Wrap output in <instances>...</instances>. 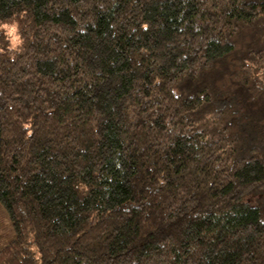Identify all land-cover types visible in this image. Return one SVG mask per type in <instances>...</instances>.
Returning a JSON list of instances; mask_svg holds the SVG:
<instances>
[{
    "label": "trees",
    "instance_id": "16d2710c",
    "mask_svg": "<svg viewBox=\"0 0 264 264\" xmlns=\"http://www.w3.org/2000/svg\"><path fill=\"white\" fill-rule=\"evenodd\" d=\"M0 24V264H264V0Z\"/></svg>",
    "mask_w": 264,
    "mask_h": 264
},
{
    "label": "rangeland",
    "instance_id": "374dc122",
    "mask_svg": "<svg viewBox=\"0 0 264 264\" xmlns=\"http://www.w3.org/2000/svg\"><path fill=\"white\" fill-rule=\"evenodd\" d=\"M10 29H11V27L7 28V31L10 34V38H12V44H13V46L15 45L14 47H16L18 45V43H19V39H17L15 36H13L14 33H12L10 31ZM254 199L259 200L260 197H255Z\"/></svg>",
    "mask_w": 264,
    "mask_h": 264
},
{
    "label": "clouds",
    "instance_id": "9594fccd",
    "mask_svg": "<svg viewBox=\"0 0 264 264\" xmlns=\"http://www.w3.org/2000/svg\"><path fill=\"white\" fill-rule=\"evenodd\" d=\"M0 28H9V26L6 25V24H0ZM10 31H11L12 33H15V32L18 31V29H17L16 26H12L11 29H10ZM17 39H19V37H17ZM14 46H15V45H14Z\"/></svg>",
    "mask_w": 264,
    "mask_h": 264
}]
</instances>
